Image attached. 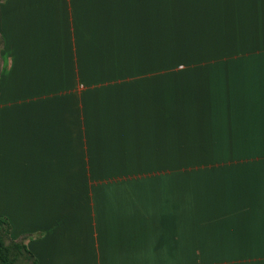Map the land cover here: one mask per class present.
Segmentation results:
<instances>
[{"label": "crops", "instance_id": "crops-1", "mask_svg": "<svg viewBox=\"0 0 264 264\" xmlns=\"http://www.w3.org/2000/svg\"><path fill=\"white\" fill-rule=\"evenodd\" d=\"M0 218L38 264H264V0L0 1Z\"/></svg>", "mask_w": 264, "mask_h": 264}, {"label": "trees", "instance_id": "trees-1", "mask_svg": "<svg viewBox=\"0 0 264 264\" xmlns=\"http://www.w3.org/2000/svg\"><path fill=\"white\" fill-rule=\"evenodd\" d=\"M0 264H38L23 242L10 239V224L3 218H0Z\"/></svg>", "mask_w": 264, "mask_h": 264}]
</instances>
